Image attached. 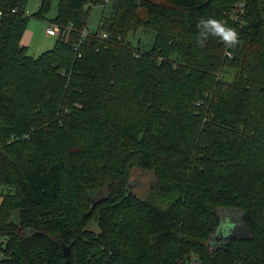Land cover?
<instances>
[{"label":"trees","instance_id":"trees-1","mask_svg":"<svg viewBox=\"0 0 264 264\" xmlns=\"http://www.w3.org/2000/svg\"><path fill=\"white\" fill-rule=\"evenodd\" d=\"M28 3L0 0V264H264V0H59L37 58ZM210 18L241 43L201 47ZM220 209L249 235L213 245Z\"/></svg>","mask_w":264,"mask_h":264},{"label":"rangeland","instance_id":"rangeland-1","mask_svg":"<svg viewBox=\"0 0 264 264\" xmlns=\"http://www.w3.org/2000/svg\"><path fill=\"white\" fill-rule=\"evenodd\" d=\"M42 0H29L27 5V13L30 17L28 28L33 29L36 34L35 43L32 45L29 54L33 57H39L44 52L53 49L58 37H47V29L52 24V20L57 16L59 0L53 1L52 10L47 15V20H42L33 17L39 10V5ZM103 7H95L92 9L90 16V29L94 30L99 27ZM131 40L137 47H145L151 41V35L144 31H139L137 34L131 36ZM52 44V45H51ZM38 46L45 49H38ZM40 48V47H39ZM47 48V49H46ZM43 50V51H42ZM232 56V55H231ZM234 79V72H229L226 81L231 82ZM156 183V177L153 171H145L141 168L135 167L131 171L130 184L128 192L137 195L144 199L147 198L152 185ZM7 193V189L0 186V205L2 202V195ZM106 196L105 192L95 194L94 200L98 201ZM221 225L216 234L212 237V244H219L224 242L227 238L236 236H248L249 232L242 221V214L237 210L220 209ZM90 229L97 230L95 224L90 225ZM4 238L0 237V246L5 244ZM4 259V255L0 250V260Z\"/></svg>","mask_w":264,"mask_h":264},{"label":"clouds","instance_id":"clouds-1","mask_svg":"<svg viewBox=\"0 0 264 264\" xmlns=\"http://www.w3.org/2000/svg\"><path fill=\"white\" fill-rule=\"evenodd\" d=\"M198 28H201L198 36V43L201 47L205 46L209 36L218 37L228 48H235L241 43L238 33L219 20L213 18L202 19L198 24Z\"/></svg>","mask_w":264,"mask_h":264},{"label":"built area","instance_id":"built-area-1","mask_svg":"<svg viewBox=\"0 0 264 264\" xmlns=\"http://www.w3.org/2000/svg\"><path fill=\"white\" fill-rule=\"evenodd\" d=\"M71 25L67 26L66 28H62L58 24L52 23L50 27L47 29V36L49 37H60L64 32L71 31ZM90 34V31H85L83 33V36L86 37ZM106 37V35H104Z\"/></svg>","mask_w":264,"mask_h":264},{"label":"crops","instance_id":"crops-1","mask_svg":"<svg viewBox=\"0 0 264 264\" xmlns=\"http://www.w3.org/2000/svg\"><path fill=\"white\" fill-rule=\"evenodd\" d=\"M36 34L35 31L33 29H29L27 28L24 37L22 39V45L27 47L28 50L30 51L32 45L35 43L36 40ZM48 37V36H47ZM52 45V44H51ZM55 46V45H54ZM40 47V48H39ZM54 48V47H53ZM38 49H45V48H41V46H38ZM47 49V48H46ZM43 51V50H42Z\"/></svg>","mask_w":264,"mask_h":264},{"label":"water","instance_id":"water-1","mask_svg":"<svg viewBox=\"0 0 264 264\" xmlns=\"http://www.w3.org/2000/svg\"><path fill=\"white\" fill-rule=\"evenodd\" d=\"M65 253L67 254V249H64Z\"/></svg>","mask_w":264,"mask_h":264}]
</instances>
